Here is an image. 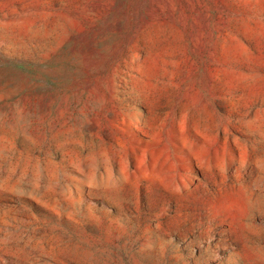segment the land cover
Returning <instances> with one entry per match:
<instances>
[{"label":"rangeland","instance_id":"rangeland-1","mask_svg":"<svg viewBox=\"0 0 264 264\" xmlns=\"http://www.w3.org/2000/svg\"><path fill=\"white\" fill-rule=\"evenodd\" d=\"M0 264H264V0H0Z\"/></svg>","mask_w":264,"mask_h":264}]
</instances>
